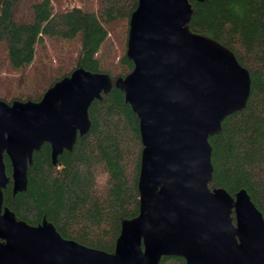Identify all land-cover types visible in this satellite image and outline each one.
Wrapping results in <instances>:
<instances>
[{"label": "water", "instance_id": "1", "mask_svg": "<svg viewBox=\"0 0 264 264\" xmlns=\"http://www.w3.org/2000/svg\"><path fill=\"white\" fill-rule=\"evenodd\" d=\"M201 2L202 0H193ZM187 0H136L127 23L131 71L111 81L81 68L36 101H0V264H264V220L243 190L208 189V138L240 111L248 72L219 43L190 32ZM138 121V210L122 220L112 253L62 239L41 220L29 226L3 206L2 190L26 188V169L42 144L52 165L87 133V110L111 87ZM9 162L5 174L3 159Z\"/></svg>", "mask_w": 264, "mask_h": 264}, {"label": "trees", "instance_id": "2", "mask_svg": "<svg viewBox=\"0 0 264 264\" xmlns=\"http://www.w3.org/2000/svg\"><path fill=\"white\" fill-rule=\"evenodd\" d=\"M187 1L190 32L228 49L250 78L244 107L208 138V189L231 197L245 191L264 220V0ZM135 6L136 0H0V101L36 102L77 68L111 81L124 77L132 69L125 41ZM64 43L74 51L62 50ZM87 116L89 130L55 165L48 144L33 153L25 190L12 195L9 182L3 206L29 226L44 219L62 239L112 253L120 222L138 210V121L113 86L90 104ZM3 162L9 177L6 157ZM158 264L184 261L161 257Z\"/></svg>", "mask_w": 264, "mask_h": 264}, {"label": "rangeland", "instance_id": "3", "mask_svg": "<svg viewBox=\"0 0 264 264\" xmlns=\"http://www.w3.org/2000/svg\"><path fill=\"white\" fill-rule=\"evenodd\" d=\"M56 45H54L53 47L55 48V49H57L56 47H55ZM59 47L62 49V50H67V51H74V44H67V43H64V44H60L59 45ZM42 52H38V56L39 57H41L42 59H43V53L41 54ZM49 57L51 58V64L54 66L55 64H56V59H55V57L53 56V53H50L49 52V56H48V58H46V59H49ZM1 60L3 61V58H1ZM1 75H3V73L1 74Z\"/></svg>", "mask_w": 264, "mask_h": 264}]
</instances>
